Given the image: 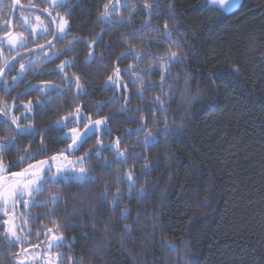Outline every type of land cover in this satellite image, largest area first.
Here are the masks:
<instances>
[{
	"label": "trees",
	"instance_id": "1",
	"mask_svg": "<svg viewBox=\"0 0 264 264\" xmlns=\"http://www.w3.org/2000/svg\"><path fill=\"white\" fill-rule=\"evenodd\" d=\"M112 2L69 0L67 8L58 9L61 15L67 13L69 35L56 40L54 48L19 59L15 70L20 71V64L30 59L33 64L30 69L25 67L14 89L11 80L15 70L7 72L4 81H9L10 87L5 92L2 82L0 101L19 105L11 113L17 117L24 114L23 105L32 101L29 119H20L19 123H31L38 134L17 141L19 149L27 147L36 153L41 151L43 136L44 154L30 163L57 155L67 147L70 141L60 138L65 129L57 131L55 123L77 108L92 120L116 114L107 122L110 134L97 136L104 144L120 138L122 150L127 148L140 155L120 164L111 151L104 150L101 158L93 155L84 161L95 181L46 185L38 198L58 196V203L28 209L21 206L22 220H27L24 235L31 232L30 243L23 247L44 246L46 237L37 238L36 233H46L60 223V234L70 243L54 250L63 254L58 264H264V0H243L244 6L232 14H223L207 0H128L136 7L132 23L125 21L109 28L99 17L104 5ZM20 3L48 7L45 0H32L31 5L29 0ZM145 3H156L161 8L149 16ZM123 5L124 0H120L117 12L127 18L132 9ZM165 5L175 8V21L169 18ZM0 9H4L0 25L5 18L9 23L11 3L1 2ZM19 13L14 17L15 32L23 31L19 28ZM115 16H111L113 22ZM42 18L51 29L48 20ZM145 20H150L151 28L141 36L129 35ZM166 22L171 43L163 34ZM173 23L179 32L172 28ZM3 35L0 30V37ZM93 37H99V43H93ZM74 38L88 43L69 45ZM142 41L148 46L144 47ZM44 42L29 37L25 47L15 50L5 44L0 50V68L18 52ZM128 48L141 57L150 53L151 58L138 61L129 55L118 60ZM170 51L180 58L177 62L167 61L170 72L166 73L162 93L158 85L165 69L155 63V58L166 57ZM89 52H95L91 62L87 61ZM64 61H72L74 66L60 71L58 66ZM130 65L135 71L125 72ZM150 68L156 71H145ZM116 69L127 89L119 84L105 88L109 76L115 79ZM132 75L141 76L143 84L137 81L133 85ZM65 76L78 77L87 95H77L76 84L69 86L62 79ZM46 83L61 91L43 95L40 89ZM114 95L130 100L110 102ZM163 95L168 99L160 107L155 98ZM40 102L46 106L41 108ZM102 102L106 106L97 111L94 106ZM124 106L129 111L118 114ZM165 122L178 131L171 132L167 139L160 137L155 145H143L147 131H162ZM141 123H147L148 128L136 133ZM5 135L0 132V137ZM95 141L93 137L76 154L82 156ZM22 154L9 151L3 158L12 163ZM105 160L113 167L105 168ZM129 171L137 178L136 191L146 189L143 197H129L127 184L116 181L118 173ZM105 188L113 194L120 189L118 207L110 203L112 196L107 201L100 199ZM124 207L130 212L122 219ZM124 224L131 225V236L124 233ZM106 238L111 242H105ZM19 250L0 248V264H15Z\"/></svg>",
	"mask_w": 264,
	"mask_h": 264
},
{
	"label": "snow or ice",
	"instance_id": "2",
	"mask_svg": "<svg viewBox=\"0 0 264 264\" xmlns=\"http://www.w3.org/2000/svg\"><path fill=\"white\" fill-rule=\"evenodd\" d=\"M48 4V7L44 8L43 11L47 12L48 16L52 18V22L55 23V29L52 30L48 25H45L42 20H40L39 16H36V20L39 21L38 25H32L30 23L29 17L24 15L21 12L22 22L19 24V28L23 29L20 32H13L10 30L8 21L5 18V21L2 25H0V30L4 31V36L0 37V50H3L4 45L7 44L10 48H20L25 47L28 42L29 37H38L40 39H44L49 48H54V45L51 40H48V36H51L53 40H64L65 37L69 35V21L66 18L67 13L65 15H61L58 9L67 8L69 0H45ZM208 3L219 5L222 9L223 14H232L234 11L242 8L243 0H207ZM120 3V0H114L112 3H106L104 5V11L99 17L104 21L109 28L115 27L116 24L124 23L125 21L128 24L132 23V19L136 14V7L132 4L128 3V0H124V7L132 9L129 11L127 18L121 16L117 12V4ZM11 4L13 6L19 5L20 0H11ZM32 4V0H29V5ZM144 9L147 11L148 15L151 16L153 10L155 9L159 12L161 5L156 3H145L143 5ZM168 7V16L171 20L175 21V8L172 5H165ZM4 9H0V12H3ZM115 13V22L111 19L112 14ZM150 20H145L144 24L141 28L132 29L129 35L136 37L141 36L143 31H147L151 28ZM172 28L179 32V29L176 27V24L173 23ZM24 32H28V36L24 35ZM164 36L167 37L168 42H172L171 32L169 30V25L166 22L164 24ZM123 35V34H121ZM73 42H82L88 43L86 40H78L74 38V41H70L69 45ZM93 43H99V37H93ZM144 47H147V43L142 41ZM40 48H43V44L38 45ZM67 47V46H66ZM57 53H53L56 55ZM131 55L134 59L140 61L142 58L147 60L151 58V54H145L143 57L133 48H128L126 52L121 53L118 60L126 59L127 56ZM102 56V54H101ZM179 55L177 52H167L166 57L155 58V63L157 65L162 66L165 69V72H161V80L158 85L163 93V89L165 87L166 73L170 72L169 64L167 61L177 62L179 61ZM95 59V52H89L87 61L91 62ZM72 61H64L61 65L58 66L60 71H63L66 67H72ZM4 68H7L9 71L15 70V65L9 66V63H5ZM25 70V64H20V71ZM125 72L133 73L135 70L130 65L129 67L124 69ZM147 72H154L156 69L150 68L145 70ZM235 72H238L239 69H235ZM120 70L116 69L115 71V79L113 76L108 77L109 83L105 85V88H114L118 84L123 88L127 89V85L123 84L120 80ZM215 73H210V75H214ZM5 72L3 68H0V81L4 80ZM13 80L16 77L12 78ZM62 79L66 80L68 85L75 83L77 87V95H87V92L84 90V87L79 82L78 77L69 78L67 76L62 77ZM131 80L133 85L137 81H140L143 84V78L139 75H132ZM5 87L4 91L7 92L10 85L4 81ZM146 90V89H145ZM43 95H47L48 92H60L61 90L55 86L46 83L43 89H40ZM142 95V93H141ZM119 99H125L126 103L130 100V97H124L123 95L117 97H110V102H118ZM168 99L167 95L157 96L155 98V102L162 107L163 100ZM41 108H43L44 103L40 102ZM106 105L102 103L96 104L94 107L97 111L104 108ZM19 107L13 102L12 105H9L7 102L0 101V132L7 133V135L0 137V214L3 217H7V219H3L2 224H0V248H3L6 251L11 252L14 248H20V252L16 253V264H26V261H30L31 264H40L41 261V253L36 252L34 255H28V248L23 247L24 244L30 243L28 240V235H31L29 230L28 235H22L23 229L20 231L17 230V226L14 224V220L16 219L14 214V209L18 206H23V208L28 209L30 207H47L49 204H57L59 197L53 196L50 198H46L44 200L39 199V195L42 194L46 190V185L55 184L56 186L61 185L65 182H86V181H95L97 178L88 174V169L83 167V163L85 160H90L93 155L96 158H101L103 151H111L113 153L114 159L120 163L124 164L128 159H136L140 154L136 152H129L127 148L121 149L120 147V138H117L114 143L104 144L103 140L97 136V133H101L102 135L110 134V129L108 127V120L114 118L116 114L113 116L104 117L103 119L92 120V118L88 115H85L80 108H77L75 113H70L69 116L64 117L62 120H57L55 123V127L57 131H63L64 128H68L70 124H76L77 127H72L70 129V134L68 132H64L61 139H68L71 141L67 145L66 148L60 150V155L64 157V160L67 161L68 155H74L76 152L83 149L85 144L88 143L93 137H96L95 145L90 148L87 152L77 159V163L81 165L79 169L75 167L71 162H67L65 164L57 166L56 172H52V164L48 160H40L37 163L33 164L30 161L34 160L37 155H43V146H44V138H41V151L33 153L30 148H24L23 150L17 147V141L23 137H35L38 134V130L31 124H21L19 123L20 119L28 120L29 116L27 113L32 112V101H29L27 104L23 105L24 114L22 117H17L12 115V109ZM129 111L127 106H124L118 110V114H122ZM156 122L153 121V124ZM147 123H141L140 127L135 129L136 133H140L142 130L147 129ZM46 131V130H45ZM129 132L132 130L129 129ZM178 131V129H170L167 123L165 122L162 131H158L156 129H149L147 133L144 135L143 145L147 146L149 144L155 145L160 137L167 139L171 132ZM155 133V134H154ZM9 151H22L23 154L14 162L6 163L3 154ZM67 153V155H65ZM57 156H52L51 161H56ZM25 165H27L25 167ZM105 168L113 167L112 162L105 160L104 161ZM145 168L148 167L147 164L144 165ZM13 168H19V171H13ZM116 181L125 182L127 184V190L129 197L133 195L137 197H143L146 194V189L141 187L139 191H136V183L137 178H134V173L129 171L128 173L120 174L118 173L115 177ZM112 196V200L110 203L113 208H116L120 205V199L122 196V192L120 189H117L115 194L110 192L107 188H105L104 192L101 193L100 199L107 201V197ZM130 210L127 207L122 208L120 212V217L122 219L127 218ZM38 219V217L36 218ZM27 224V220L24 221ZM62 225L60 223H55L54 228H48L46 233L37 232L36 236L39 238L40 235H44L46 237V246L44 247V252L46 254V258L43 259V264H58L63 259L62 253H57L54 257L51 255L53 249H60L67 245H69V241L65 239V237L60 234V229ZM105 230L107 231V225H105ZM124 233L128 236H131L132 228L129 224L123 225ZM123 237H121L122 239ZM74 239V238H73ZM107 243L111 241L106 238ZM166 246L174 251L175 248L173 245L167 244ZM34 248L40 249L42 247L41 244L33 245ZM261 255H264V251H262Z\"/></svg>",
	"mask_w": 264,
	"mask_h": 264
},
{
	"label": "rangeland",
	"instance_id": "3",
	"mask_svg": "<svg viewBox=\"0 0 264 264\" xmlns=\"http://www.w3.org/2000/svg\"><path fill=\"white\" fill-rule=\"evenodd\" d=\"M211 5H214V4H211ZM214 6H216V7H218V8L221 9V7H220L219 5H214ZM19 15H20L19 17L21 18V14H20V13H19ZM24 15H26V16L29 17L30 23H31L32 25H38V24H39V21L36 20V16H38V15H35V14H29V13H26V14H24ZM39 17H40V16H39ZM40 20H42V21L44 22V24L47 25L46 22H45L41 17H40ZM21 22H22V18H21ZM6 45H7V44H6ZM7 46H8V45H7ZM11 49L15 50V49H17V48H11ZM99 119H103V118H99ZM95 120H97V119H95ZM72 127H77V125H76V124H70L68 128H64V129H65V132H68V133L70 134V129H71ZM97 134H101V133H97ZM67 140H68V139H67ZM69 141H70V140H69ZM69 143H71V141H70ZM108 144H109V143H108ZM65 155H67V153H65ZM55 156H57V160H56V161H51V157H49V158H45V159H41V160H48V161H50V163L52 164V172H53V173L56 172L57 166L62 165V164H65V163H67V162H71L73 165H75V167L77 168V170L79 169V167H81V165L77 163V159H78L79 157H81V155H77L76 153H75L74 155H68V156H67V161L64 160V157L61 156L60 153L57 154V155H55ZM39 161H40V160H39ZM37 162H38V161L33 162V164H35V163H37ZM82 166L85 167V166H84V163H83ZM76 182H78V181H76ZM80 183H81V182H80ZM14 214H15V217H16V219L14 220V224L17 226V230L20 231V229H23V230L25 231V230H26V225H25L24 221L22 220L21 206H18L17 208L14 209ZM0 216H2V214H0ZM4 219H7V217H4ZM24 231L22 232V235H24V233H25ZM45 246H46V245H44V246L42 247L43 251H41V250H38V251H28V255H29V256H32V255H34L36 252H40V253H41V261H40V264H43V259L46 258V254H45V252H44V247H45ZM54 250H56V249H53V250H52V253H51V255H52L53 257L57 254V252L54 251ZM16 260H17V258H16ZM16 260H15V264H16ZM26 264H31V262H30V261H26Z\"/></svg>",
	"mask_w": 264,
	"mask_h": 264
},
{
	"label": "water",
	"instance_id": "4",
	"mask_svg": "<svg viewBox=\"0 0 264 264\" xmlns=\"http://www.w3.org/2000/svg\"><path fill=\"white\" fill-rule=\"evenodd\" d=\"M1 2H9L11 3V0H0V3ZM12 6V14L14 15L18 10L20 11H24V12H36V13H39V14H42L44 16H46L50 22L52 23V27H53V30L55 29V23L52 22V18L48 16L47 12L41 10V9H38L36 7H26V6H23L21 5V3L19 5H15ZM10 30L13 31V27L12 25H10ZM3 37V36H2ZM52 41V43H54L55 40H53V38L50 39ZM44 47L43 48H40L39 46H36V47H33V48H30L26 51H23V52H19L17 54H15L7 63H9V66L13 65L15 62H17L19 59L23 58V57H27V56H31L33 54H36V53H39V52H42V51H45L47 50L49 47L47 45V43L43 44ZM32 66V63L30 62L28 65H27V69H30ZM3 70L5 72V74L7 73L8 69L7 68H4L3 66ZM2 81H0V84H1Z\"/></svg>",
	"mask_w": 264,
	"mask_h": 264
},
{
	"label": "flooded vegetation",
	"instance_id": "5",
	"mask_svg": "<svg viewBox=\"0 0 264 264\" xmlns=\"http://www.w3.org/2000/svg\"><path fill=\"white\" fill-rule=\"evenodd\" d=\"M27 7H36V8H38V9H41L40 7H37V6H27ZM41 10H43V9H41ZM18 11H20V10H18ZM17 11V12H18ZM17 12L13 15L12 14V11L10 10V12H9V14H8V17H9V23H8V25H9V28H10V25H12V27H13V32H15L14 31V17H15V15L17 14ZM21 12H24V11H21ZM26 13H29V14H35V15H38V16H40L41 18L42 17H44V18H46L47 20H48V22L50 23V25H51V29L53 30V27H52V23L50 22V20L46 17V16H44V15H42V14H39V13H36V12H26ZM11 16H12V18H11ZM43 19V18H42ZM45 22H46V20L45 19H43ZM47 23V22H46ZM4 36V35H3ZM2 37V36H1ZM52 37H50V39H51ZM50 39H48V40H50ZM56 41V40H55ZM54 41V42H55ZM46 42H44V43H42V44H45ZM53 45H54V43H53ZM36 47V46H35ZM33 48V47H32ZM28 49H30V48H28ZM28 49H26V50H28ZM49 49V48H48ZM47 49V50H48ZM26 50H23V51H26ZM47 50H45V51H47ZM23 51H21V52H23ZM19 53V52H18ZM37 54V53H36ZM34 55V54H33ZM32 56V55H31ZM28 57V56H27ZM11 59V58H10ZM9 59V60H10ZM8 60V61H9ZM7 61V62H8ZM32 63L33 64V60L32 59H30V60H28V62H27V64H25V67H27V65L29 64V63ZM6 63V62H5ZM5 63L2 65V68H3V66L5 65ZM16 63V62H15ZM14 63V64H15ZM13 64V65H14ZM26 70V69H25ZM25 70L24 71H19V70H15V71H13V77H16V79L15 80H11V86H12V89H14V88H17L18 87V83H19V75L21 74V73H25ZM9 71V70H8ZM7 74V73H6ZM6 76V75H5ZM12 77V78H13ZM5 78V77H4ZM4 81V80H3ZM2 81V82H3ZM2 82H1V84H2ZM9 83V81H7V84ZM0 84V85H1ZM9 85V84H8ZM0 118H3V117H0ZM3 219H4V217L3 216H0V224H2V221H3ZM45 245H46V241H45ZM43 247V246H42ZM42 247L40 248V249H36V248H34V247H31V248H28L29 249V251L31 250L32 251V249H34L33 251H38V250H41V251H43V249H42ZM18 252H20V250L18 251Z\"/></svg>",
	"mask_w": 264,
	"mask_h": 264
},
{
	"label": "bare ground",
	"instance_id": "6",
	"mask_svg": "<svg viewBox=\"0 0 264 264\" xmlns=\"http://www.w3.org/2000/svg\"><path fill=\"white\" fill-rule=\"evenodd\" d=\"M22 5V4H21ZM24 6V5H23ZM27 7V6H26ZM8 72V71H7ZM6 75V74H5ZM5 77V76H4Z\"/></svg>",
	"mask_w": 264,
	"mask_h": 264
}]
</instances>
